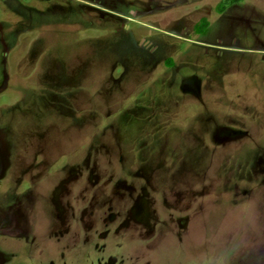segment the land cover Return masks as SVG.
Instances as JSON below:
<instances>
[{"label": "rangeland", "instance_id": "obj_1", "mask_svg": "<svg viewBox=\"0 0 264 264\" xmlns=\"http://www.w3.org/2000/svg\"><path fill=\"white\" fill-rule=\"evenodd\" d=\"M228 5L0 0V264H264V0Z\"/></svg>", "mask_w": 264, "mask_h": 264}, {"label": "trees", "instance_id": "obj_2", "mask_svg": "<svg viewBox=\"0 0 264 264\" xmlns=\"http://www.w3.org/2000/svg\"><path fill=\"white\" fill-rule=\"evenodd\" d=\"M240 1H242V0H228V3H235V2H240ZM218 10L220 12H223V10H225V5H222V4L219 5L218 6ZM208 25H209L208 20L204 18L203 21H202V24L197 26L196 30L198 32H203V31H205L208 28Z\"/></svg>", "mask_w": 264, "mask_h": 264}, {"label": "crops", "instance_id": "obj_3", "mask_svg": "<svg viewBox=\"0 0 264 264\" xmlns=\"http://www.w3.org/2000/svg\"><path fill=\"white\" fill-rule=\"evenodd\" d=\"M242 1H240V2H235V3H229V5L228 6H230V5H237L238 3H241ZM142 41H140V43H141ZM140 45V44H139ZM144 45V44H143Z\"/></svg>", "mask_w": 264, "mask_h": 264}, {"label": "flooded vegetation", "instance_id": "obj_4", "mask_svg": "<svg viewBox=\"0 0 264 264\" xmlns=\"http://www.w3.org/2000/svg\"><path fill=\"white\" fill-rule=\"evenodd\" d=\"M146 43V42H145Z\"/></svg>", "mask_w": 264, "mask_h": 264}]
</instances>
